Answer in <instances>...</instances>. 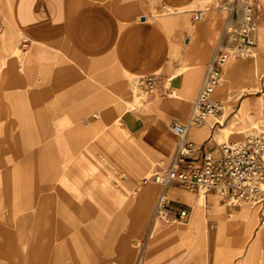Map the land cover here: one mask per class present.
I'll list each match as a JSON object with an SVG mask.
<instances>
[{"label":"crops","instance_id":"1","mask_svg":"<svg viewBox=\"0 0 264 264\" xmlns=\"http://www.w3.org/2000/svg\"><path fill=\"white\" fill-rule=\"evenodd\" d=\"M160 1L0 0V108L7 101L9 93H4V87L8 85L36 92L32 104L42 108L44 137L50 122L54 123L49 140H43L51 184L60 182L68 192L98 202L103 211L97 217L93 211L60 203L52 185L49 199L42 191L37 216L40 228L35 227L37 220L30 228L27 262L34 242L38 254L30 264H40V251L41 264L117 260L110 259L109 242L102 244L94 238L93 223L102 231L124 200L133 197L136 235L143 249L140 252L134 244L127 252V264H264V233L262 239L259 236L263 224L256 208H226L213 192L202 199V194L173 184L166 190L167 207L157 209L161 187L152 180L153 172L172 162L178 137L170 136V124L174 120L187 124L194 103L188 111L183 107L174 111L173 102L164 98L177 90L178 72L184 67L189 69L190 82L197 81L196 98L227 18L223 0L212 9L202 10L199 4L175 12L161 10ZM250 1L256 23L263 25L264 0ZM197 13L200 19L194 18ZM23 39L31 43L28 51L19 46ZM19 48L22 52L17 53ZM250 58L227 56L237 79H222L215 93L225 101L226 110L217 118L189 126V138L201 153H218L219 139L225 138L221 129L232 123L244 102L253 110L249 125L239 129L235 124L227 139H242L263 126L259 122L264 121V114L257 113L264 92V68L254 77L257 86L252 82L257 68ZM35 63L43 68L39 82L32 79ZM150 74L156 75L158 92L164 94L157 93L132 112L134 108L126 106L136 94L131 82ZM47 80L71 92L49 96L42 92ZM248 87L253 93H245ZM148 124L153 129L151 148L143 144ZM96 150L102 152V161L93 160ZM76 155L86 156L92 166L89 172L104 170L105 176L97 174L87 183L90 174L83 173L85 164L73 163ZM110 171H120L124 178ZM113 179L119 180L120 188L108 197L100 187ZM185 208L188 216L180 219L178 212ZM46 219L51 224L48 228ZM57 230L61 235H52L51 248L43 246L48 231Z\"/></svg>","mask_w":264,"mask_h":264},{"label":"rangeland","instance_id":"2","mask_svg":"<svg viewBox=\"0 0 264 264\" xmlns=\"http://www.w3.org/2000/svg\"><path fill=\"white\" fill-rule=\"evenodd\" d=\"M170 1L171 0H161L160 9L164 11L170 9L175 12L182 11L191 5H194L195 9L200 4V9L206 10L218 7L219 5L218 0H179L181 3L178 5L174 3L176 0H172L173 4H171ZM223 3L222 7L226 11V1L223 0ZM256 11H258V8H256ZM256 25L258 45L256 55L252 58L257 68V73L252 77V82L254 84H256L254 77L260 76V68H264V60H260V58H264V56L261 55V50L264 49V19L263 25H258L257 23ZM30 45V41H25L24 39L20 40L19 46L24 51H28ZM42 70L43 68L40 63L32 65V79L35 80V82H39V79L41 80ZM184 74H186L185 79L190 77L188 68L184 69ZM4 88L6 90L4 93H9V95L6 103L0 108V264H30V262L37 258L38 254L36 252L38 250L37 245L34 242L32 254L29 257V262H27L26 258L29 252H31V242L29 239L30 228L33 227L34 222L37 220L39 202L42 197L41 194L46 191L48 199L51 197L50 188L52 184L49 180V178H51L50 167L48 165L49 155L46 151L47 142L45 141V144L43 140H49L48 135L50 134L51 136L54 123L50 122L47 132L49 134H45L44 137L42 135V126L44 123L42 108L32 104L36 92L19 86L10 88L8 85ZM253 90V88L248 87L245 89V93H253ZM42 92L49 96H57L58 94H69L71 91H67L66 86H61L56 81L47 80L43 82ZM158 93L161 95L164 94L163 92ZM151 96L152 95H148L142 90H138L136 94L130 98V102L126 103V106L128 108L130 107V109L134 108L132 112H137L140 105ZM164 99L167 102H172L176 97L166 95ZM259 100L260 110L257 115L264 114V100H262L261 97ZM39 113L40 118H38ZM259 123L264 126V121L261 120ZM118 126L121 129L123 127L122 124ZM146 128L147 133L143 140V144L151 148L153 140L150 135L153 129L149 124ZM171 133H173L175 139H177V136L172 130ZM227 140L231 139L222 138L220 142ZM92 157L95 161L103 160V155L100 150H96ZM73 163L85 164V166H83V173L85 175L90 174L87 183L94 181L98 176L97 174L105 176L104 170L95 171L94 173L89 172L92 166L84 155L74 156ZM159 170L160 169L156 168L153 172V176ZM110 172L120 179L124 178L120 171ZM105 181L104 179V182ZM52 186L55 189L57 201L60 203L69 204L70 207L76 210L84 208L93 211L97 217L103 216L101 215L103 214L101 205L98 202L82 199L78 194L68 192L58 181L53 183ZM44 188H46V190H44ZM119 188L120 182L118 179H113L109 184L101 185L100 187L101 191L108 197H113L115 195L114 191H117ZM135 203L136 199L134 197L125 199L119 212L116 216L109 218L105 229L102 231L95 229V223H93L94 227L92 234L95 236L94 238L102 244L109 242L110 259L120 260L124 264H127L125 261V258L128 257L127 252L134 244L140 252L143 249V242L136 235L137 220ZM97 221L98 220H96V222ZM50 225H48L46 219V228L50 227ZM35 226L36 229L40 228V220L35 222ZM57 234L61 235L59 230L55 233L48 231L43 246H50L51 248L52 241L50 242V240L52 235L56 236ZM54 239H56V237H54ZM41 255L40 251V255L37 259L40 264ZM106 264H108V262Z\"/></svg>","mask_w":264,"mask_h":264},{"label":"built area","instance_id":"3","mask_svg":"<svg viewBox=\"0 0 264 264\" xmlns=\"http://www.w3.org/2000/svg\"><path fill=\"white\" fill-rule=\"evenodd\" d=\"M227 18L220 43L207 65L205 75L187 124L174 120L171 130L178 137L177 148L170 165L153 176L161 187L157 209L167 207L166 190L173 184L190 192L217 194L226 208L243 205L257 208L260 222L264 224V126L254 129L242 139L227 140L219 145L218 153L200 149L189 138V126L202 124L206 117L224 109L222 101L214 93L222 82L223 67L227 56L250 58L256 55L257 25L254 7L250 0H225ZM200 19L201 14L194 15ZM138 90L146 94L158 93V78L150 74L135 78ZM188 216V210L178 212L180 219ZM108 264H122L112 260Z\"/></svg>","mask_w":264,"mask_h":264},{"label":"bare ground","instance_id":"4","mask_svg":"<svg viewBox=\"0 0 264 264\" xmlns=\"http://www.w3.org/2000/svg\"><path fill=\"white\" fill-rule=\"evenodd\" d=\"M19 52H22L20 50V48L17 49V53H19ZM186 68L187 67H184L182 70H180L178 72V78H177V80H179V86H178L177 90L175 92H173V93L166 94L168 96H175L176 97V99L172 101L173 102V110L174 111H176L177 108H179V107L186 108V110L188 111L189 108H190V105L194 101L195 94H196V91H197V88H198L197 81H195L194 83H191L190 82V77H188V79H185L186 74H184V69H186ZM233 69H234V67L231 65V63H228V61H226L225 62V67H224V72H223V78L222 79L227 80V81H231V80H234V79L236 80L237 79V75L233 73ZM131 83H132L131 84V87H132L131 90L134 93H136L138 91V88L135 85V78L132 80ZM217 88H216V90H217ZM128 90H129V88H128ZM216 90H215V93H216ZM215 93H214V95H215ZM156 94H153L152 96H154ZM261 98H262V100H264V92L261 95ZM148 99L149 98H147L146 100H148ZM216 99H218V98H216ZM218 100L222 101V103L224 104V109L220 113L212 114V115L207 116L206 117V121L208 119H210V118H217V117H219V115L222 114L226 110V103H225V101L224 100H221V99H218ZM252 111L253 110L249 107V105H247L246 102H244L243 105H242V107H241V109L238 111V113L236 115V118L232 120V123L229 126H225V127H223L221 129L222 130L221 132L223 133V136L225 138L230 137L232 135V133L234 132V127L233 126L235 124H238V126H239L238 128L239 129L246 128L249 125V119L248 118L252 115L251 114ZM169 133H170V136L174 137L173 133H171V130H170ZM167 137H168V135H166V138ZM201 197H202V199H204L205 198L204 194H202ZM197 209H198V207H196V210ZM37 227H38V225H37ZM259 233H261V234H259V236L261 238V236L264 233V226H262L259 229Z\"/></svg>","mask_w":264,"mask_h":264}]
</instances>
